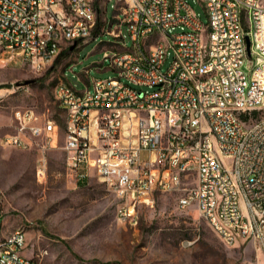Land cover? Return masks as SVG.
Listing matches in <instances>:
<instances>
[{"label":"built area","instance_id":"obj_1","mask_svg":"<svg viewBox=\"0 0 264 264\" xmlns=\"http://www.w3.org/2000/svg\"><path fill=\"white\" fill-rule=\"evenodd\" d=\"M117 5V40L107 43L121 49L104 56L116 76L88 78L82 90L56 88L69 175L104 184L125 226L138 224L156 193L177 192L194 175L179 207L197 208L225 244L249 240L264 257V0ZM97 22L94 0H0V66L21 61L40 70L64 48L100 36ZM16 121L2 144L38 146L45 177L62 125L32 109ZM26 247L27 232L15 229L0 239V264H39Z\"/></svg>","mask_w":264,"mask_h":264},{"label":"rangeland","instance_id":"obj_2","mask_svg":"<svg viewBox=\"0 0 264 264\" xmlns=\"http://www.w3.org/2000/svg\"><path fill=\"white\" fill-rule=\"evenodd\" d=\"M94 3L101 34L96 39L64 48L40 70L21 61L0 66V239L24 229L23 253L39 264L263 263L254 242L229 246L197 208L179 207V199L195 184L194 175L184 178L177 192L156 193L152 204L140 208L135 226L117 220V200L104 184L95 179L79 184L69 175L62 150L66 113L56 99V88L71 84L82 90L88 78L115 77L104 56L107 50L121 49L107 43L117 40L114 31L119 32L115 24L123 13L121 5L116 6V0ZM196 9L207 23L205 10ZM121 31L128 35L125 25ZM126 41L132 47L128 36ZM29 109L62 125L60 138L52 135L58 147L47 152L45 177L38 175L42 156L38 146L20 149L2 144L6 135L16 133V114Z\"/></svg>","mask_w":264,"mask_h":264},{"label":"water","instance_id":"obj_3","mask_svg":"<svg viewBox=\"0 0 264 264\" xmlns=\"http://www.w3.org/2000/svg\"><path fill=\"white\" fill-rule=\"evenodd\" d=\"M247 43H248V49L250 50L251 41H250V38L249 37H247Z\"/></svg>","mask_w":264,"mask_h":264},{"label":"trees","instance_id":"obj_4","mask_svg":"<svg viewBox=\"0 0 264 264\" xmlns=\"http://www.w3.org/2000/svg\"><path fill=\"white\" fill-rule=\"evenodd\" d=\"M104 44H105V43H104ZM60 56H61V55H59L58 57H60ZM58 57H57V58H58ZM57 58H56V59H57ZM56 59H55V60H56ZM86 183H87V182H79V184H86Z\"/></svg>","mask_w":264,"mask_h":264}]
</instances>
